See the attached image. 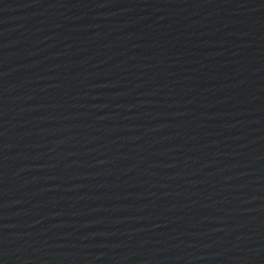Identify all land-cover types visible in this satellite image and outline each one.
Returning <instances> with one entry per match:
<instances>
[{
    "label": "water",
    "instance_id": "1",
    "mask_svg": "<svg viewBox=\"0 0 264 264\" xmlns=\"http://www.w3.org/2000/svg\"><path fill=\"white\" fill-rule=\"evenodd\" d=\"M0 264H264V0H0Z\"/></svg>",
    "mask_w": 264,
    "mask_h": 264
}]
</instances>
